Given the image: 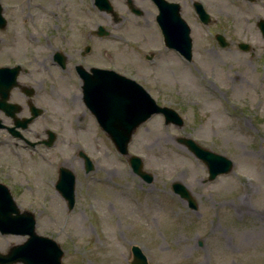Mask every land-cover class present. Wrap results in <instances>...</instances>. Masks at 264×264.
<instances>
[{"label":"rangeland","instance_id":"374dc122","mask_svg":"<svg viewBox=\"0 0 264 264\" xmlns=\"http://www.w3.org/2000/svg\"><path fill=\"white\" fill-rule=\"evenodd\" d=\"M242 6L258 12L239 20ZM210 8L229 41L220 67L191 69L163 54L154 70H142L157 78L143 77L142 85L184 120L165 125L154 115L132 136L129 151L142 157L151 182L110 148L102 194L77 192L68 210L63 198L44 192L51 170L44 157L55 149L30 150L1 163L0 180L21 210L34 212L36 231L59 242L63 264H131L132 244L141 246L150 264H264V177L251 179L264 161V36L257 25L264 19V0H221ZM240 41L250 48L240 50ZM179 136L230 158L232 169L205 181V164L177 142ZM72 151L59 145L57 153ZM172 181L191 191L196 210L172 191ZM247 183L250 193L242 189ZM24 239L0 233V251Z\"/></svg>","mask_w":264,"mask_h":264},{"label":"flooded vegetation","instance_id":"af4514ba","mask_svg":"<svg viewBox=\"0 0 264 264\" xmlns=\"http://www.w3.org/2000/svg\"><path fill=\"white\" fill-rule=\"evenodd\" d=\"M108 1L107 10L97 0H0V165L55 149L44 157L51 166L44 192L61 198L55 184L63 167L75 175V195L103 192L112 144L97 112L107 85L120 76L154 82L142 70H154L163 54L191 69L222 62L221 20L210 8L221 0H168L187 26L182 51L165 42L153 0ZM59 145L73 151L59 156Z\"/></svg>","mask_w":264,"mask_h":264},{"label":"water","instance_id":"95a60500","mask_svg":"<svg viewBox=\"0 0 264 264\" xmlns=\"http://www.w3.org/2000/svg\"><path fill=\"white\" fill-rule=\"evenodd\" d=\"M159 9L157 21L161 27L165 42L169 46L182 49L183 35L187 33V26L180 17L179 5L167 0H153ZM99 8L110 9L108 0H97ZM197 12L206 19L207 13L200 3H196ZM258 27L264 36V19H259ZM222 46L227 42L223 35H218ZM243 49L248 44L240 43ZM113 88V89H112ZM101 108L97 112L98 120L106 130L117 151L128 154L127 145L135 128L148 119L153 113H162L165 123L182 125L183 120L177 111L168 106H159L149 93L133 80L120 76V80L109 84L102 92ZM195 156L201 159L208 171L206 180H212L219 174H224L232 168V160L223 154L211 151L196 143L193 139L179 137ZM129 163L132 170L144 180L151 181L152 175L142 169L143 162L137 155H130ZM90 162L87 161L86 170H90ZM74 174L67 168L60 169V175L56 182V188L62 192L68 209L74 204ZM173 191L187 200L188 206L197 208V204L187 187L174 181L171 184ZM36 219L30 210H20L7 186L0 182V233L21 234L26 239L14 244L6 252L0 251V264H62L63 251L54 239L38 234L35 230ZM132 264H149L146 255L138 245H132Z\"/></svg>","mask_w":264,"mask_h":264},{"label":"bare ground","instance_id":"6f19581e","mask_svg":"<svg viewBox=\"0 0 264 264\" xmlns=\"http://www.w3.org/2000/svg\"><path fill=\"white\" fill-rule=\"evenodd\" d=\"M257 12L258 11L254 8H247L245 6H242L240 13L241 14L243 13V15L239 18V20H242L245 14H248L249 16H254L257 14ZM251 175H252L251 179L255 182L259 181L261 178L264 177V161H262V163H259L255 170L251 171ZM242 189H243L244 193H250L251 192L248 183L243 184ZM239 205H241V206L246 205V203L244 202L242 197L239 198ZM262 211L264 212V209Z\"/></svg>","mask_w":264,"mask_h":264}]
</instances>
